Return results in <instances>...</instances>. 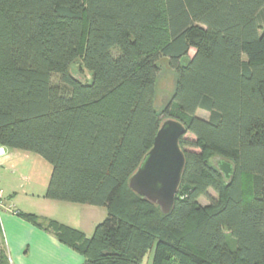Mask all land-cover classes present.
<instances>
[{
    "label": "trees",
    "instance_id": "1",
    "mask_svg": "<svg viewBox=\"0 0 264 264\" xmlns=\"http://www.w3.org/2000/svg\"><path fill=\"white\" fill-rule=\"evenodd\" d=\"M163 57V113L188 130L170 213L129 187L164 121ZM0 145L51 164L46 198L107 208L91 237L47 226L85 264H264V0H0Z\"/></svg>",
    "mask_w": 264,
    "mask_h": 264
},
{
    "label": "crops",
    "instance_id": "2",
    "mask_svg": "<svg viewBox=\"0 0 264 264\" xmlns=\"http://www.w3.org/2000/svg\"><path fill=\"white\" fill-rule=\"evenodd\" d=\"M0 154V239L9 263L85 264L86 256L47 226L58 221L91 237L107 218V208L46 198L52 166L50 170L41 155L4 146Z\"/></svg>",
    "mask_w": 264,
    "mask_h": 264
},
{
    "label": "water",
    "instance_id": "3",
    "mask_svg": "<svg viewBox=\"0 0 264 264\" xmlns=\"http://www.w3.org/2000/svg\"><path fill=\"white\" fill-rule=\"evenodd\" d=\"M186 125L174 118L165 119L137 170L129 179V187L150 202L159 205L162 212L170 213L183 180L186 166L181 138L187 133ZM214 165L229 182L235 174L232 161L215 157Z\"/></svg>",
    "mask_w": 264,
    "mask_h": 264
},
{
    "label": "rangeland",
    "instance_id": "4",
    "mask_svg": "<svg viewBox=\"0 0 264 264\" xmlns=\"http://www.w3.org/2000/svg\"><path fill=\"white\" fill-rule=\"evenodd\" d=\"M195 50L191 49L190 55L192 56L194 54ZM187 59L186 57L183 58V63H186ZM159 66H160V72L158 75V81H157V92H156V97H155V107L156 109L161 113L163 120L167 119L163 113L164 109L172 99L173 93L176 88V82H177V75L176 72L172 69L169 63V59L167 57H163L159 61ZM79 65L75 64L73 69H74V74L79 77L81 80H85L86 75L83 73H80L78 71ZM198 116L201 117H207L208 113L202 110H199L197 113ZM187 136L192 137V135L187 134ZM214 156L211 157V161H213ZM48 165V168L51 170V165L46 162ZM211 194L216 196V193L214 191H211ZM203 204H207L209 201L207 199L201 198L200 199ZM74 205H83L80 203H76ZM85 205V204H84ZM80 207V206H78ZM144 264H150V259H148V256L144 259Z\"/></svg>",
    "mask_w": 264,
    "mask_h": 264
},
{
    "label": "built area",
    "instance_id": "5",
    "mask_svg": "<svg viewBox=\"0 0 264 264\" xmlns=\"http://www.w3.org/2000/svg\"><path fill=\"white\" fill-rule=\"evenodd\" d=\"M0 146H1V145H0ZM3 154H4V153H3ZM0 155H1V154H0ZM3 199H4L3 190L0 189V211H1V208L4 206Z\"/></svg>",
    "mask_w": 264,
    "mask_h": 264
}]
</instances>
